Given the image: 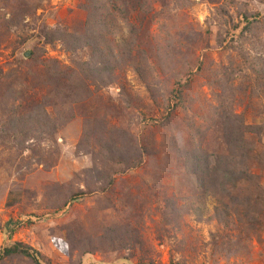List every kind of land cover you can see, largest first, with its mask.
Returning <instances> with one entry per match:
<instances>
[{"label":"rangeland","instance_id":"rangeland-1","mask_svg":"<svg viewBox=\"0 0 264 264\" xmlns=\"http://www.w3.org/2000/svg\"><path fill=\"white\" fill-rule=\"evenodd\" d=\"M261 76L264 0H0V264H264Z\"/></svg>","mask_w":264,"mask_h":264},{"label":"trees","instance_id":"trees-1","mask_svg":"<svg viewBox=\"0 0 264 264\" xmlns=\"http://www.w3.org/2000/svg\"><path fill=\"white\" fill-rule=\"evenodd\" d=\"M232 20L231 18H228L226 23H230ZM241 23L244 24L243 27H245V30H249L250 29V22L247 19V17L244 15V21L242 22L241 19ZM238 26H236L234 29H237ZM128 55H130V53L127 52ZM141 78L143 79L146 76V72L142 71L140 73ZM262 77V76H261ZM264 77H262L263 79ZM180 92V90H179ZM250 128H258V126H249ZM256 133V130H254ZM194 149L191 152V155L189 154L187 156V164H186V169L192 173L193 175H195L197 177L198 180V189L201 190V192L203 191V193L205 192V194L207 195H212V196H216L217 200L216 202H218V207L217 205L214 207V218H216L218 220V222H223L224 224L227 223V220L230 218V211H231V207L227 206V204H225L222 200L221 197H219L217 195L218 192L214 191V186H222L223 185V180L225 178L230 177V175H234V168L224 164L222 161L217 160L214 164V166H212V164L210 162H207V159L203 157V155L201 154V149H200V145L198 143H194L193 144ZM264 150V148H263ZM260 162L264 165V154L261 155L259 158ZM124 165L119 164L118 165L121 167L120 171L123 172L124 168L127 167L126 165V161H124L123 159L120 160ZM135 163L131 165V167H135ZM225 179L224 183L227 184H231L233 186H235V183H231V182H226ZM111 183V181H110ZM109 183V185H110ZM100 186L97 187V189H99ZM236 187V186H235ZM104 188H101V190ZM86 193V192H83ZM79 194H82V192H80ZM206 205L203 204V208ZM191 210H193L195 213H197L198 216H201V213L199 212L200 210H198L195 206L191 207ZM222 219V220H220ZM128 229H125V231L121 232V237H125L127 235L126 231ZM130 235V234H129ZM13 255H20L23 257H26L27 259H30L33 263L35 264H40V262L38 261V258H36V252L31 250L30 248L19 244V243H15L7 248L3 249V257H9V256H13Z\"/></svg>","mask_w":264,"mask_h":264}]
</instances>
